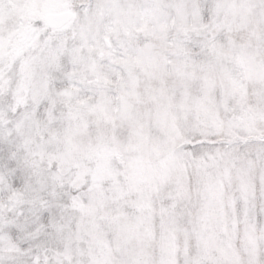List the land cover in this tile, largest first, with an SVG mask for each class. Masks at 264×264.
Masks as SVG:
<instances>
[{"label":"snow or ice","instance_id":"obj_1","mask_svg":"<svg viewBox=\"0 0 264 264\" xmlns=\"http://www.w3.org/2000/svg\"><path fill=\"white\" fill-rule=\"evenodd\" d=\"M0 264H264V0H0Z\"/></svg>","mask_w":264,"mask_h":264}]
</instances>
